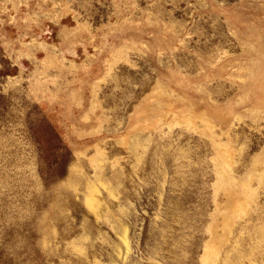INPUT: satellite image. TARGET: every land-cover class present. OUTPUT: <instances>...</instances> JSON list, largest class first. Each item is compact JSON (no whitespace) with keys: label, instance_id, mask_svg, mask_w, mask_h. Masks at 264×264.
Listing matches in <instances>:
<instances>
[{"label":"rangeland","instance_id":"obj_1","mask_svg":"<svg viewBox=\"0 0 264 264\" xmlns=\"http://www.w3.org/2000/svg\"><path fill=\"white\" fill-rule=\"evenodd\" d=\"M0 264H264V0H0Z\"/></svg>","mask_w":264,"mask_h":264}]
</instances>
